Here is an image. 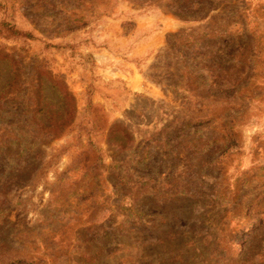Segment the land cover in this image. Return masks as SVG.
<instances>
[{
    "label": "rangeland",
    "instance_id": "rangeland-1",
    "mask_svg": "<svg viewBox=\"0 0 264 264\" xmlns=\"http://www.w3.org/2000/svg\"><path fill=\"white\" fill-rule=\"evenodd\" d=\"M2 22L32 38L0 26V128L42 136L0 156V264H264V0H0Z\"/></svg>",
    "mask_w": 264,
    "mask_h": 264
},
{
    "label": "trees",
    "instance_id": "trees-1",
    "mask_svg": "<svg viewBox=\"0 0 264 264\" xmlns=\"http://www.w3.org/2000/svg\"><path fill=\"white\" fill-rule=\"evenodd\" d=\"M90 3L94 2H101L103 4H107L111 0H88ZM115 1V0H114ZM118 1V0H117ZM132 3H152L158 0H125ZM166 7L170 12H172L175 16L182 20H202L208 12H210L214 8V0H165ZM2 28H4L9 35L13 36H21L27 39H31L32 36L30 33L21 32L19 30H15L14 27L8 26L5 22L0 24ZM205 35V34H204ZM9 59V56L0 52V62ZM5 89L0 92V100L2 95H4ZM43 110V108H41ZM5 113H0V117ZM60 127H56L52 130V132H48L46 135L50 136L53 133V138L58 135L60 131ZM49 131V130H47ZM31 132H35L32 130ZM19 135L12 136L10 131L7 129L0 128V156L11 152V148L16 147L15 154L12 155L16 158L23 157L22 153L24 151V147L26 148L25 151L35 148L37 146L39 137L41 134H37V136H32V134L23 133L19 131ZM52 138V137H50ZM31 141H28L30 140ZM91 146L93 144L90 143ZM94 167L97 168H104V164L102 163V159L100 155H97L93 159ZM22 170H19L21 172Z\"/></svg>",
    "mask_w": 264,
    "mask_h": 264
}]
</instances>
